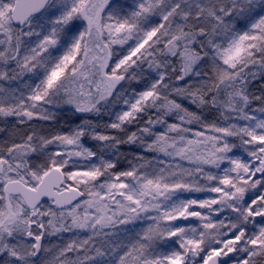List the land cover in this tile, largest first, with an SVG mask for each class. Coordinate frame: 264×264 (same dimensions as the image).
Returning a JSON list of instances; mask_svg holds the SVG:
<instances>
[{"label":"snow or ice","instance_id":"6c2138e0","mask_svg":"<svg viewBox=\"0 0 264 264\" xmlns=\"http://www.w3.org/2000/svg\"><path fill=\"white\" fill-rule=\"evenodd\" d=\"M0 122V264H264V0H0Z\"/></svg>","mask_w":264,"mask_h":264},{"label":"rangeland","instance_id":"374dc122","mask_svg":"<svg viewBox=\"0 0 264 264\" xmlns=\"http://www.w3.org/2000/svg\"><path fill=\"white\" fill-rule=\"evenodd\" d=\"M209 119H214L215 115L213 113H209ZM58 120L55 123H46V122H39L37 124H34L33 126L36 127L38 130H41L45 133L64 130L67 131L69 128H75L78 124L82 122L83 114L75 113L70 107H64L60 111L57 112ZM108 118L105 117V120ZM8 127L11 128L14 124V121L12 119H9ZM4 123L0 122V127H3ZM25 128H21L18 132V135H22L23 131H25ZM134 130V128L132 129ZM4 139L3 135L0 134V141ZM85 143L89 146L95 148V142L91 140H85ZM139 149L137 147L129 148L127 145L121 147V152L131 158V156L135 153H137ZM41 162L39 159L34 160V163ZM127 167V162L121 158V162L118 164V169H124ZM204 195V194H199ZM53 243H57L58 241L56 238H52Z\"/></svg>","mask_w":264,"mask_h":264}]
</instances>
